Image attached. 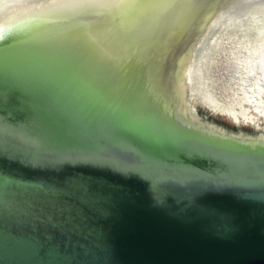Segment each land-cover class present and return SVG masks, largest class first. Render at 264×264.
I'll list each match as a JSON object with an SVG mask.
<instances>
[{"label":"water","instance_id":"95a60500","mask_svg":"<svg viewBox=\"0 0 264 264\" xmlns=\"http://www.w3.org/2000/svg\"><path fill=\"white\" fill-rule=\"evenodd\" d=\"M0 264H264V0H0Z\"/></svg>","mask_w":264,"mask_h":264}]
</instances>
